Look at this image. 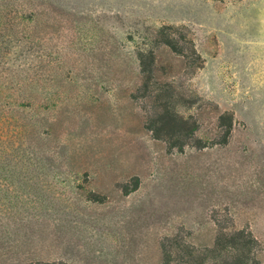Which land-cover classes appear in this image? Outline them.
<instances>
[{
  "label": "rangeland",
  "instance_id": "obj_1",
  "mask_svg": "<svg viewBox=\"0 0 264 264\" xmlns=\"http://www.w3.org/2000/svg\"><path fill=\"white\" fill-rule=\"evenodd\" d=\"M166 84L182 150L151 128ZM1 174L0 264H177L241 230L264 264V0H0Z\"/></svg>",
  "mask_w": 264,
  "mask_h": 264
},
{
  "label": "trees",
  "instance_id": "obj_2",
  "mask_svg": "<svg viewBox=\"0 0 264 264\" xmlns=\"http://www.w3.org/2000/svg\"><path fill=\"white\" fill-rule=\"evenodd\" d=\"M172 29L174 30L175 28L164 27L159 30V37L161 36L162 38L158 39L157 42L160 45L162 44L168 47L176 54L188 58L189 55L186 52V43L180 40V38H177L176 34L171 32L165 33V30ZM192 51L194 54H197L194 47H192ZM156 58L152 50H140L138 52L141 73L144 78L143 84H145L146 88L149 87L148 85L155 78ZM157 90H159V94L152 96L156 101V110L150 118L151 128L155 132L157 138L165 139L171 147H177L182 150L183 147L187 145L188 141L193 138V130L189 127V121L184 119L177 110L182 97L176 94L171 84H166L163 89L159 88ZM157 102H159V104ZM198 143L200 147H206L203 146L201 140H199ZM226 143L227 140L220 144ZM3 177L8 178V176H3L1 174L0 179ZM167 241H170V239ZM257 244L258 242L254 236L244 230L234 232L221 231L217 235L213 248H204L201 250L191 245L184 244V246H182L176 244V255L179 262L177 264H207L208 261L218 260H220V264H259L255 253H253L254 247ZM169 246H172V244L167 245L163 243L165 264H172L174 261L173 252L168 250Z\"/></svg>",
  "mask_w": 264,
  "mask_h": 264
}]
</instances>
